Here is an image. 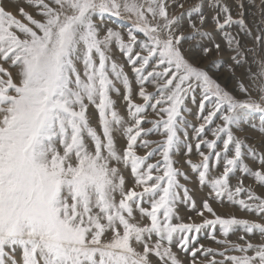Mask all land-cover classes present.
Here are the masks:
<instances>
[{"label":"snow or ice","instance_id":"obj_1","mask_svg":"<svg viewBox=\"0 0 264 264\" xmlns=\"http://www.w3.org/2000/svg\"><path fill=\"white\" fill-rule=\"evenodd\" d=\"M10 2L0 264H264V0ZM204 230L220 248L200 244Z\"/></svg>","mask_w":264,"mask_h":264},{"label":"rangeland","instance_id":"obj_2","mask_svg":"<svg viewBox=\"0 0 264 264\" xmlns=\"http://www.w3.org/2000/svg\"><path fill=\"white\" fill-rule=\"evenodd\" d=\"M185 2V7L187 8L189 6V4L191 3V0H184ZM246 4L248 2V0H245ZM257 3H258V0H257ZM179 11H182L180 9H177V12ZM246 15L249 19V21L251 22H255V23H258L259 22V18H260V12H259V8L258 7H248L247 8V11H246ZM115 20V18H113ZM118 23L120 24H123L124 27H127L128 26V23L129 22H119ZM219 39V38H218ZM117 59H121V57H119V55L117 54ZM222 59L223 61L225 62H230L229 61V53L227 52V50L222 54ZM7 67V66H6ZM210 72L219 78L220 82L222 84H227L229 87L231 86V79L230 77H228V74L227 72L225 71L224 67H212L210 69ZM227 77V79H226ZM151 90V89H150ZM139 102V101H138ZM186 104L187 106L191 109V113H186V116H187V119L190 121V123L192 124H198L199 121L197 120V106L195 104H192L190 100L186 101ZM146 127H149L150 125H145ZM189 132H191V129H189ZM241 135H247L248 137L251 138V141L255 142V143H259V139H260V134L255 131V130H252V129H246L245 132L241 133ZM152 139H157L156 136H153L151 137ZM192 142L193 144L195 143V141H190ZM140 154H143V152L145 150L143 149H140ZM174 159L178 161L177 163V167H180L182 168V170L184 171H189L188 167L186 164H184V160H185V157L184 155L182 154V152H178L175 156H174ZM191 159L193 160V162H198L199 161V157L198 155L194 152L191 156ZM126 175V179L128 181L129 184H131V177L128 176L127 173H125ZM190 175H194V174H191ZM183 182V180H182ZM252 181L250 179H247L245 180V184H251ZM188 186L189 188H193V183L190 181L188 183ZM205 191L206 190H195L193 189V196L194 198L197 200V203L199 204L200 200L202 197L205 196ZM258 194H259V191H258ZM213 207L217 209V211L222 214V215H230V214H234L235 212V215H237L238 217H243L245 214L241 211H238L235 207H230L228 206L227 204L224 206V207H220L218 204L216 203H213ZM228 207V208H227ZM231 211V212H230ZM228 212V213H227ZM230 212V213H229ZM192 213H189L187 212V210L185 209H182L181 210V215L182 216H185V218L190 215ZM210 230H204L202 231L200 234H199V242L200 244H203L206 248H213V249H218L220 248L221 246L219 244H217L215 241L211 240L208 236V232ZM217 237L218 238H222L220 237V233L219 231H217ZM229 239H232V240H237L238 239V236L237 235H231L229 237ZM231 254H238V253H231ZM217 259H220L219 256L216 257ZM200 259H203V257L201 256Z\"/></svg>","mask_w":264,"mask_h":264},{"label":"bare ground","instance_id":"obj_3","mask_svg":"<svg viewBox=\"0 0 264 264\" xmlns=\"http://www.w3.org/2000/svg\"><path fill=\"white\" fill-rule=\"evenodd\" d=\"M15 3H16V0H11V2L9 3V5H8V10H11V11H13L14 12V14H16V8H15ZM7 66V65H6ZM259 191V190H258ZM228 208V207H227ZM231 212V211H230ZM229 212V213H230ZM228 213V212H227ZM234 214H235V212H234Z\"/></svg>","mask_w":264,"mask_h":264}]
</instances>
